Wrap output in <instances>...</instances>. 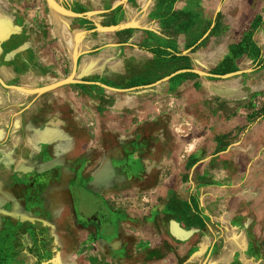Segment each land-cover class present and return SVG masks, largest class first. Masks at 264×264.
<instances>
[{
    "label": "crops",
    "instance_id": "crops-1",
    "mask_svg": "<svg viewBox=\"0 0 264 264\" xmlns=\"http://www.w3.org/2000/svg\"><path fill=\"white\" fill-rule=\"evenodd\" d=\"M50 1L0 0V163L21 168L28 138L33 182L27 203L8 200L18 210L19 237L0 264H264L251 237L261 227L249 218L258 216L247 211L248 201L257 202L248 191L259 178L245 172L264 167L262 155L251 161L264 147L242 144L214 156L212 143L214 121L244 124L252 102L264 101V0H226L220 24L230 27L228 37L222 32L188 54L184 70L211 73L230 56L229 34L261 17L259 51L237 60V76L174 78L163 87L175 98L180 93L177 101H130L120 92L102 104L69 101L63 87L37 96L7 87L35 90L65 80L77 58L79 76L106 74L127 89L125 58L134 47L158 39L163 55H186L185 44L214 23L219 0H117L83 11L75 0ZM187 88L194 95L181 93ZM25 103L27 112H15ZM261 125L264 119L255 129ZM39 171L44 177L34 178ZM42 179L46 190L37 200L34 182Z\"/></svg>",
    "mask_w": 264,
    "mask_h": 264
},
{
    "label": "rangeland",
    "instance_id": "rangeland-1",
    "mask_svg": "<svg viewBox=\"0 0 264 264\" xmlns=\"http://www.w3.org/2000/svg\"><path fill=\"white\" fill-rule=\"evenodd\" d=\"M117 0H85L82 2V5H78L77 0L74 1L73 7L78 8L83 11L87 10L94 4L96 8H100L101 6H109L112 2H116ZM226 0H219L218 5H214L212 8V14L214 13V23L208 24L207 27L203 30V33L199 35V41H191L185 44L183 50H185L186 55H178L177 51L175 54H167L163 55L161 51H159V47L157 44L161 42L156 39L153 41V47H145V48H133V52L135 53L132 57H126L125 62H127V67L129 68L128 80L129 85H127V89H119L114 87V85L110 82V78L108 75H96V76H79L77 73V67L75 71V75L73 77L74 80L79 81L80 83L68 84L61 86L64 89L63 97L69 101H87L91 103L92 101H109L111 100V94H116L120 92H125L128 94L130 101H177L180 98L179 94L176 95V98L173 96L174 93H170L168 90H164V85L168 83V81L179 78L181 81H188L189 79H195L196 73L188 72L184 69L186 64L189 65V57L188 54L191 52L192 55H195L200 49H202L209 39L219 37L223 34L228 37L227 30L230 28L227 25L222 26L220 23L222 21V4L225 8ZM222 7V8H221ZM85 8V9H84ZM93 8V7H92ZM91 8V9H92ZM218 8V10H216ZM100 10V9H98ZM105 10V9H104ZM107 10V9H106ZM225 11V9H223ZM205 11V9H204ZM210 11V10H209ZM208 12V11H207ZM89 12L85 13L88 14ZM104 12H99V15ZM248 12L246 13V17L248 16ZM88 15L86 17H90ZM207 16H211L210 12H208ZM225 17V15H224ZM261 18V17H260ZM260 18L254 19L251 23H246L244 33H234L231 32L229 34V38H231L230 45V56L228 58H224L220 63L212 69L211 73L208 76L198 75L199 77H203L205 79H209V81L219 82L228 78H232L238 75L237 67L235 63L237 60L241 61L243 59H247L250 53L254 50L255 52L259 51L256 46L255 32L259 29ZM87 31H94V25L92 22L87 20ZM106 23V22H105ZM223 32V34H222ZM173 49V47H170ZM75 59V58H74ZM73 59V63H74ZM238 61V62H239ZM180 63L182 65H180ZM78 66V65H77ZM73 67V64H71ZM164 67L170 68L171 70L168 73H162ZM257 67V66H256ZM168 68V69H169ZM255 68V66H254ZM182 71V72H181ZM196 71V70H193ZM201 72V71H196ZM204 73V72H201ZM71 75V74H70ZM69 75V77H70ZM67 79V78H66ZM194 89H196L198 95H201L202 90L200 89L201 85L193 84ZM187 93L190 95H194V92L189 90H181V93ZM193 92V93H190ZM182 93V94H183ZM172 94V95H171ZM190 94V95H189ZM31 95V94H30ZM37 96V95H35ZM184 95H182L183 98ZM201 97V96H199ZM198 97V98H199ZM187 98V97H186ZM174 99V100H173ZM189 101V100H187ZM197 101H201L197 99ZM253 101V100H252ZM260 100H256L252 102V106L248 109L251 111L247 114V117L244 118V124H238L236 122L226 124L225 118L223 120L219 119L218 121H214L213 125V139L212 143L214 146V156L219 153L231 149L233 147H238L239 145L244 144L245 146H253V147H264V126H259L255 129V126L264 119V101L261 103ZM28 103V102H27ZM25 103L19 106L15 112L24 114L29 110V105ZM216 103V102H215ZM103 108L98 106V110H102ZM217 109V108H216ZM222 108H220L221 110ZM222 112V111H219ZM218 115V112H215ZM236 116V114H230V116ZM228 119V118H227ZM24 129V128H23ZM22 129V134L25 133ZM255 129V130H254ZM254 131V132H253ZM236 134V135H235ZM235 135V136H233ZM29 140L26 137H22L21 144V155L23 158L22 167H17L15 171L13 162L11 160H6L4 164L0 163V181L5 182L4 189L7 191H2V187L0 186V259L6 256L9 253V248L12 243L19 237V233L17 229H19V224L15 223L14 215L17 213V209L15 210L13 207V201H8L15 197L16 200H23L27 203V196L29 197V193L32 190L33 183L30 180V169L28 165L29 161ZM44 146V145H41ZM262 155L261 160L264 161V154H257L251 161L258 160V158ZM26 159V162H24ZM244 172V171H242ZM249 174V177L259 178L258 182L255 186H251L248 191L250 196L253 194L257 195V202L253 203L249 202V206L247 207V211L252 212V214L258 216L254 218H249V220L253 219L256 221L261 228H258V233L252 234V240H255V249L257 254L259 252L262 254V258L264 257V167L261 170H251L245 171ZM45 172L34 173L33 177H44ZM40 179V178H39ZM243 181V180H242ZM45 179H42L41 182H34V186L37 185L38 191L35 192L37 200L41 198V195L45 193L46 186L44 184ZM41 183V184H40ZM240 194H243L245 191V187L239 188ZM238 192V190H237ZM22 196V197H20ZM22 198V199H21ZM7 203H4V202ZM248 205V204H247ZM9 208L8 212L3 213V209ZM241 208L240 201L230 202V210H237ZM16 211V212H15ZM21 223L30 226L31 221L29 219H23ZM23 227V226H22ZM25 228V227H23ZM4 231H8V233H4ZM39 237L40 242H43L45 239V235L37 234L36 237ZM26 240V239H23ZM10 245V246H9ZM262 250V251H261ZM260 256V255H259ZM2 257V258H1Z\"/></svg>",
    "mask_w": 264,
    "mask_h": 264
},
{
    "label": "water",
    "instance_id": "water-1",
    "mask_svg": "<svg viewBox=\"0 0 264 264\" xmlns=\"http://www.w3.org/2000/svg\"><path fill=\"white\" fill-rule=\"evenodd\" d=\"M93 14H96V13H88V14H85V16L93 15ZM71 15L78 16V15L72 14V13H71ZM76 61H77V58L74 59L73 70H72V73H71L70 77H68L65 80H62V81H59V82L54 83L52 85H49V86H46V87H43V88H40V89H35V90H25V89H22V88H19V87H7V88H12V89L21 91V92L26 93V94L39 95V94H43L45 92L51 91L53 89L59 88V87L64 86V85L80 83L79 81H76V80L73 79V77L75 75V71H76ZM192 72H194V73H196L198 75L208 76V74H205V73L196 72V71H192Z\"/></svg>",
    "mask_w": 264,
    "mask_h": 264
}]
</instances>
